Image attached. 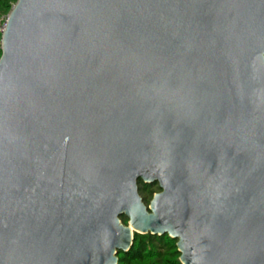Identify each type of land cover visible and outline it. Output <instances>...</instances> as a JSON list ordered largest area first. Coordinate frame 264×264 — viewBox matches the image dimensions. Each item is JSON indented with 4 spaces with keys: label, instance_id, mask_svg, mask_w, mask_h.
I'll return each instance as SVG.
<instances>
[{
    "label": "water",
    "instance_id": "1",
    "mask_svg": "<svg viewBox=\"0 0 264 264\" xmlns=\"http://www.w3.org/2000/svg\"><path fill=\"white\" fill-rule=\"evenodd\" d=\"M133 234L179 264H264V0L6 14L0 264H117Z\"/></svg>",
    "mask_w": 264,
    "mask_h": 264
},
{
    "label": "trees",
    "instance_id": "2",
    "mask_svg": "<svg viewBox=\"0 0 264 264\" xmlns=\"http://www.w3.org/2000/svg\"><path fill=\"white\" fill-rule=\"evenodd\" d=\"M16 0H0V14L6 15ZM138 185V194L142 201H146L149 196V187ZM125 224V218H120ZM117 264H179L178 253L175 248V240L163 236H150L133 234L130 249L126 253H117Z\"/></svg>",
    "mask_w": 264,
    "mask_h": 264
},
{
    "label": "flooded vegetation",
    "instance_id": "3",
    "mask_svg": "<svg viewBox=\"0 0 264 264\" xmlns=\"http://www.w3.org/2000/svg\"><path fill=\"white\" fill-rule=\"evenodd\" d=\"M147 186L149 187L150 193H149V196L147 197L146 201L143 202L145 205L148 204V202L150 201L153 194L159 192V189L157 188L156 184H150Z\"/></svg>",
    "mask_w": 264,
    "mask_h": 264
},
{
    "label": "built area",
    "instance_id": "4",
    "mask_svg": "<svg viewBox=\"0 0 264 264\" xmlns=\"http://www.w3.org/2000/svg\"><path fill=\"white\" fill-rule=\"evenodd\" d=\"M5 22H6V15L0 14V35L2 34V32L4 30Z\"/></svg>",
    "mask_w": 264,
    "mask_h": 264
}]
</instances>
